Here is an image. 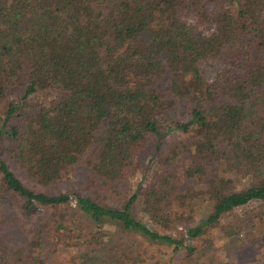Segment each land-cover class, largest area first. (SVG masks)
I'll return each instance as SVG.
<instances>
[{"label":"trees","instance_id":"16d2710c","mask_svg":"<svg viewBox=\"0 0 264 264\" xmlns=\"http://www.w3.org/2000/svg\"><path fill=\"white\" fill-rule=\"evenodd\" d=\"M3 104L0 264H162L106 257L118 236L207 256L198 242L264 206V0H0ZM72 196L92 234L64 222Z\"/></svg>","mask_w":264,"mask_h":264},{"label":"rangeland","instance_id":"374dc122","mask_svg":"<svg viewBox=\"0 0 264 264\" xmlns=\"http://www.w3.org/2000/svg\"><path fill=\"white\" fill-rule=\"evenodd\" d=\"M186 22L190 25L196 23V19L193 16L185 18ZM204 30L206 34H211L214 28L205 26ZM222 68V64L218 62H204L202 64V73L204 77L209 81H213L217 72ZM13 99V98H12ZM5 105L0 108V119L5 111ZM152 157V153H148L142 158V164L138 171V174L134 178H130L127 182L128 187H132V190L142 181L143 171L148 165V160ZM72 174V173H71ZM70 179H64L52 189L46 190L47 193H62L70 190L72 186L76 184V178L69 177ZM148 178V177H147ZM16 204L11 199L7 202V210L9 217L16 216ZM75 199L72 196L71 203L67 209L63 210L66 215L64 222L71 228L81 232V234H92L94 232V226L88 223L83 216L76 211ZM200 209V208H199ZM203 209V207H201ZM47 215V214H46ZM55 219L59 218V215L54 216ZM167 232L166 230H164ZM184 231L182 225H175V229L169 231L171 236H177L179 232ZM56 237H59L56 235ZM78 239V238H77ZM61 243L67 242L66 237H61ZM57 240H53L55 243ZM199 251L204 249L207 256L200 257V254L194 255L190 260L187 259V255L181 251H174L172 248H168L162 245H149L143 243L140 240L131 239L129 237H116L115 243L112 241L104 247L109 253L106 257L118 254L116 251L117 246L130 256L131 263H139L141 261L149 262V256L147 253L153 252L157 256L162 257V264H264V206L253 205L246 209H237L232 220L224 221L218 228L212 231L208 236L196 244ZM64 247V245H63ZM56 257L61 259H67L70 255H75L79 249L77 241L74 243H68L65 248ZM101 248V246L99 247ZM119 250V249H118ZM207 250V251H206ZM120 252V250H119ZM161 252L163 255H160ZM70 254V255H69ZM101 256V255H100ZM52 258V262H55V258ZM199 257V258H198ZM100 262V260L98 259Z\"/></svg>","mask_w":264,"mask_h":264}]
</instances>
